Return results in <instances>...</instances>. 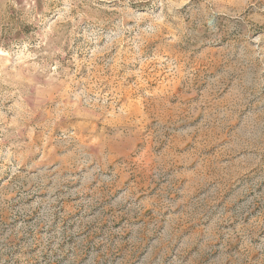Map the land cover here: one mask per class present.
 Masks as SVG:
<instances>
[{
    "label": "rangeland",
    "instance_id": "rangeland-1",
    "mask_svg": "<svg viewBox=\"0 0 264 264\" xmlns=\"http://www.w3.org/2000/svg\"><path fill=\"white\" fill-rule=\"evenodd\" d=\"M0 264H264V0H0Z\"/></svg>",
    "mask_w": 264,
    "mask_h": 264
}]
</instances>
